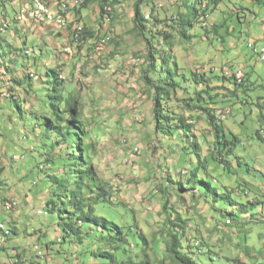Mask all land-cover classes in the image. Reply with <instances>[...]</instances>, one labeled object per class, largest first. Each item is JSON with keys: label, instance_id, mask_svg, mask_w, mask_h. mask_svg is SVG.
<instances>
[{"label": "rangeland", "instance_id": "1", "mask_svg": "<svg viewBox=\"0 0 264 264\" xmlns=\"http://www.w3.org/2000/svg\"><path fill=\"white\" fill-rule=\"evenodd\" d=\"M45 1L53 10H58L59 4L67 5L65 27L60 29L52 22H35L30 17V9H25L22 20L21 11L31 0H0V168L4 169L0 176V224L11 232L8 239L0 232V264H14L16 253L25 264L108 262L103 257L107 254L99 253L110 247L94 230L83 229L81 242L77 235H69L59 243L62 232L57 226V217L45 208L49 196L46 177L56 173L57 166L43 161L50 157L57 161L65 153L60 147L50 152L52 135L45 137L36 120L38 116H49L44 106L48 96L43 94L48 93L49 87L52 93L51 86L46 85V72L53 68L60 73L68 89L73 88L80 96L81 113L95 150L92 162L98 182L109 196L112 194L113 200L116 199L115 207L123 204L126 209L112 214L102 203H97V215L112 219L116 223L115 235L127 240L122 250L134 255V260H140L145 246L137 239L136 225L147 240L148 250L152 241L166 239L165 220L179 215L187 222L186 237L182 239L184 249L198 264H264L263 205L257 206L255 211L239 214L233 221L221 212L224 208L221 203L203 198L197 190H180L176 185L178 180L183 181L176 171L186 167L179 155V146L175 147L172 142L178 144L176 139L154 135L153 91L141 80L142 68H145L142 55L147 42L131 32L136 0H117L109 18L102 20L100 27L96 3L78 13L73 7L75 0ZM180 2L152 0L149 4L143 3L142 12L146 17L154 14L168 19ZM239 5L248 7L250 12L240 10L241 17L236 20L240 23H227L229 34L224 33L225 27L219 29L218 34L225 37L224 42L219 41L212 26H219L239 10ZM218 8L205 19L207 31L196 25L189 43L182 44L176 39L174 54L180 74L189 79L186 86L191 83L190 74H205L208 86L215 88L220 85V76L235 71L242 77L243 69L252 71L260 78L259 85L264 86V63L258 55L264 43V4L250 6L245 0H226ZM242 12L247 14L244 16ZM78 27L98 31V40L104 39V44L99 42L94 48L96 42L81 45L72 40L73 30ZM78 46L81 48L77 49ZM28 51L31 54L26 57L24 54ZM219 67L221 72L217 71ZM213 70L219 78L214 79L212 73L209 74ZM29 73L36 78L27 82L24 76ZM193 92L194 88L190 87L188 97H192ZM209 92L217 96L216 110H231L221 122L239 141L236 160L232 161L236 176L226 174L222 166L214 167L213 181L220 191L231 190L236 196L241 194L238 183L251 182L256 186V194H248L240 201L264 198V124L259 122V109L254 105L255 101L264 104V100L256 99L258 95L254 93L255 101L246 98L241 105L224 98L225 91ZM184 98L178 91L171 98V105L177 107V113L188 116L182 103ZM194 118L192 133L200 142V158L203 159L210 149L205 140L210 134L203 115L199 113ZM244 163L249 164L258 179L241 172L239 167ZM57 173L62 170L57 169ZM5 200L16 201L17 207L5 210L2 206ZM164 205L166 211L162 209ZM196 241L202 253L195 249ZM34 246L44 257H37ZM161 251L162 248L157 260L162 259ZM147 254L153 264H159L153 260L156 253L149 250ZM164 264L172 263L165 261Z\"/></svg>", "mask_w": 264, "mask_h": 264}, {"label": "trees", "instance_id": "2", "mask_svg": "<svg viewBox=\"0 0 264 264\" xmlns=\"http://www.w3.org/2000/svg\"><path fill=\"white\" fill-rule=\"evenodd\" d=\"M116 1L81 0L79 7L76 9H78V13H81L90 4L96 3L99 11L100 27L101 21L109 18L112 6ZM151 1L136 0L133 4V28L131 32L144 38L147 42L146 51L142 55L145 68H142L141 80L149 91H153L154 135L174 138L178 142L177 144L172 141L175 147L179 146V155L182 156L181 160L186 167L184 170L176 171L178 177L183 180L176 182L178 189L197 190L203 198L211 199L214 203H221L224 207L221 212L234 221L239 214L243 215L251 212V210L255 211L260 204L264 206V198H262L263 200L256 198L252 202L253 197L251 200L247 199L241 202L240 200L246 195L256 194V186L253 183H238V190L241 194L236 196L231 190L228 192L225 190L220 191L213 181L211 171L214 167L222 166L226 174L236 176L232 161L236 160L235 150L239 145V141L237 136L227 131L221 122L224 117L231 114V110H216L215 107L218 105L216 102L217 96L210 94L209 91L220 89L226 92L223 94L224 98H231L244 105L246 98L251 101L254 100L252 96L254 93L258 95L256 99L264 100V86L259 85L260 78L255 77L252 71H245L244 69L242 77L237 76L235 71L230 75L220 76L222 78L220 85L215 88L208 86L205 74H190V76L192 75L191 83L186 86L189 79L185 74H180V67L174 54L176 39L182 44L189 43L191 41L190 33L196 25L206 30L205 19L216 12L219 5L226 0H180L181 2L176 6L175 12L168 19H160L154 14L149 15V17L144 15L142 5L143 3L149 4ZM245 2L250 3V6L264 4V0H245ZM240 10L249 11L250 9L239 5L237 12L235 11L229 15L227 19L225 18L219 26H212V30L219 41L224 42L225 40L223 34H218L219 29L225 27L224 33L229 34L227 23H240L236 21L241 17L239 15ZM242 14L245 16L247 13L242 12ZM76 32L77 28L73 30L71 37L77 34L76 41L80 42L81 45L84 42H90L94 45V42H96L94 48H97L102 40H98V36H100L98 31L94 33L87 28H83L78 33ZM80 48L81 46L77 47V49ZM137 59L139 62L141 61L140 58ZM232 70L230 68V71ZM217 71L221 72L220 67ZM214 72L215 70L209 72V74L212 73L214 79L219 78L218 74H214ZM154 75L155 77L152 78ZM60 76V73L54 68L46 72L48 79L46 85H50L52 90V93H49V87L46 90L48 93L43 94L44 97L48 96V102L44 106L49 116H38L36 120L45 137L52 135L51 139L53 141L51 140L50 152L58 147L60 149L64 148L63 151L65 152L64 155L57 158V161L51 157L43 161L62 170V173H57V169H55L56 173L47 175L49 196L45 202L46 210L57 217V226L61 228L60 232H62L61 242L69 235H77V240L81 242L83 229L94 230L97 237L100 240H105L110 247L106 249V252L99 253V255L107 254L103 256L107 258V264H153L147 254L149 250L156 253L153 260L159 264H164L165 261L172 264H198L196 259L191 257L184 249L182 239L184 236L186 237L184 230L187 227V222L179 215L172 220L170 218L165 220L166 239L160 242L152 241L151 249L148 250L147 240L136 225L137 239L145 246L140 260H134V255L127 254L125 250H122V247L128 244L127 240L123 236L115 235L116 223L112 219L97 215V203H102V207L112 214L120 212L125 207H123V204H117L115 207L116 203L114 201L116 199L113 200L112 194L109 196L106 189L97 180L92 162L95 150H93L94 146L90 140L91 133L87 130L83 113H81L80 96L74 92L73 88L68 89V85ZM35 78L33 73L24 76V80L27 82ZM190 87L194 88L192 97H188ZM198 88L200 89L198 90ZM178 91L185 95L182 103L188 116L177 113L175 111L177 107L171 105V98H174ZM10 99L16 101L13 97H10ZM254 105L259 109V122L264 124V104L255 101ZM199 113L203 115L208 134H210V138L205 139L207 141L206 145L210 149L203 159L200 158V142L192 133L194 116ZM255 135L259 138L258 131L255 132ZM101 137L99 136V138ZM238 163L241 164V162ZM249 167V164L244 163L239 168L245 176L255 180L257 176ZM3 172L4 169L0 168V176ZM0 185L2 187L1 180ZM162 209L166 211L167 206L164 205ZM9 236H6V238L8 239ZM160 248H162L160 252L162 259L157 260ZM206 253L208 254V251ZM137 258L139 257L137 256ZM21 259L19 253H16L15 258H13V260H17L18 264H24Z\"/></svg>", "mask_w": 264, "mask_h": 264}, {"label": "clouds", "instance_id": "3", "mask_svg": "<svg viewBox=\"0 0 264 264\" xmlns=\"http://www.w3.org/2000/svg\"><path fill=\"white\" fill-rule=\"evenodd\" d=\"M45 5H47V4H49L47 1H45V0H41ZM75 1H79V3H77V4H75V3H73V7H75V9L76 8H78L79 7V5H80V3H81V0H75ZM109 1H111V0H109ZM62 4H64V3H62ZM62 4H59V6H58V10H53V8L52 7H50V5H47L48 7H50L51 8V10L52 11H58L59 12V14L61 15V17L64 19V21H65V25L63 26V27H65L66 26V16H65V11L67 10H65V11H62L61 10V5ZM75 4V5H74ZM32 0H31V3H30V8H31V12H30V17L32 18V16H31V13H32ZM68 8V7H67ZM33 19V18H32ZM34 20V19H33ZM35 21V20H34ZM35 22H37V21H35ZM38 23H45V22H38ZM45 24H49V23H45ZM50 25H53V26H55L54 24H50ZM6 27V29H7V26H5ZM57 27V26H56ZM63 27H57V28H63ZM80 30H82V28H77V32L76 33H78V31H80ZM73 38H74V40H77V34H75V35H73ZM107 39V38H106ZM100 49V48H99ZM29 54H31L29 51L28 52H26V56H28L29 57ZM32 76V75H31ZM61 77V76H60ZM62 78V77H61ZM4 96H7L6 94H4ZM136 150V149H135ZM0 159H1V156H0ZM132 163V162H131ZM40 169H42V167H40ZM2 206L6 209V210H14L16 207H17V203H16V201H14V200H11V201H4V202H2ZM227 223H228V221H227ZM0 232L3 234V236L4 237H6V236H9L10 235V230L9 229H5L4 228V226L2 225V224H0ZM60 234H58V236H59ZM61 239H62V237L60 236V238H59V240H58V242L60 243L61 242ZM194 246H195V249L197 250V252L198 253H202V249H201V245H200V243H199V241H196L195 243H194ZM198 248V249H197ZM34 251H35V253H36V255H37V257H39V258H42V257H44L43 255H42V253L41 252H39V248L37 247V246H34ZM17 260H14V264H18L17 262H16ZM25 264V263H24Z\"/></svg>", "mask_w": 264, "mask_h": 264}, {"label": "built area", "instance_id": "4", "mask_svg": "<svg viewBox=\"0 0 264 264\" xmlns=\"http://www.w3.org/2000/svg\"><path fill=\"white\" fill-rule=\"evenodd\" d=\"M75 4L79 1H75ZM74 4V5H75ZM32 18L37 22H58L60 24H65L64 19L61 17L58 11H52L50 7L45 5L41 0H32ZM67 9L66 4L61 5V10L65 11ZM104 44V39L100 41ZM260 60L264 63V43L260 50L258 51Z\"/></svg>", "mask_w": 264, "mask_h": 264}, {"label": "crops", "instance_id": "5", "mask_svg": "<svg viewBox=\"0 0 264 264\" xmlns=\"http://www.w3.org/2000/svg\"><path fill=\"white\" fill-rule=\"evenodd\" d=\"M13 1H17V0H13ZM25 9H27V10L30 9L29 11L31 12L30 5H29V4H25L24 7H23V10L21 11V14H20V15H21L20 18H21L22 20L25 19V15H24V13H25ZM16 14H17V13H16ZM16 19H17V18L15 17L14 20H16Z\"/></svg>", "mask_w": 264, "mask_h": 264}, {"label": "bare ground", "instance_id": "6", "mask_svg": "<svg viewBox=\"0 0 264 264\" xmlns=\"http://www.w3.org/2000/svg\"><path fill=\"white\" fill-rule=\"evenodd\" d=\"M46 23H48V22H46ZM52 23H54L55 25H57V26H59V27H63L65 24H60V23H58V22H52ZM53 176V175H52ZM6 210V209H5Z\"/></svg>", "mask_w": 264, "mask_h": 264}]
</instances>
